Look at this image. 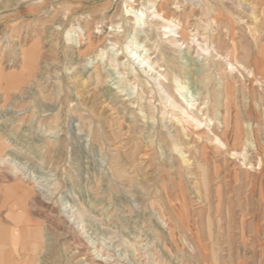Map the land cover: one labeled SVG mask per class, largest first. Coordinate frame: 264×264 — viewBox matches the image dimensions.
I'll list each match as a JSON object with an SVG mask.
<instances>
[{
    "label": "rangeland",
    "instance_id": "374dc122",
    "mask_svg": "<svg viewBox=\"0 0 264 264\" xmlns=\"http://www.w3.org/2000/svg\"><path fill=\"white\" fill-rule=\"evenodd\" d=\"M128 1L0 0L5 264H264V82L248 73L264 71V0ZM129 4L150 16L137 33ZM153 11L174 37L184 30L179 47ZM145 54L159 74H144ZM164 73L197 98L210 89L208 108L219 79L235 82L239 118L254 130L242 155L210 156L204 178L182 160L173 136L199 159L206 117L198 129L179 120L165 99L184 101Z\"/></svg>",
    "mask_w": 264,
    "mask_h": 264
},
{
    "label": "bare ground",
    "instance_id": "6f19581e",
    "mask_svg": "<svg viewBox=\"0 0 264 264\" xmlns=\"http://www.w3.org/2000/svg\"><path fill=\"white\" fill-rule=\"evenodd\" d=\"M130 1L131 0H129L128 3H131ZM125 7H126L125 8L126 21L132 25L133 32L137 33L136 29H140L142 26L144 27L146 25L147 20L150 18V16L146 14L145 9L144 10L133 9L130 4L126 5ZM263 7H262V10L260 11V16L264 18V8ZM150 15H153L152 20H156V21L158 20L165 24L164 26L160 27L164 33V36L166 37L165 43L169 47H174V48L179 47L180 45H178V41H176L175 38H182L181 35L182 36L185 35L184 30L180 29L178 32L176 31V34H181V35L174 37L173 36L174 31L171 30L170 28H176V26H173L171 24V21L165 18L164 13L155 14V12L153 11L152 13H150ZM131 38H132L131 39L132 41L135 40L134 36H132ZM206 50H207V56H210L211 54V52H209L210 49H206ZM163 51L160 50L161 56H164ZM212 52L219 60H222L225 62L226 67L229 68V72L232 71L233 66L231 65L230 59H228L227 56L221 55L216 49L213 50ZM139 57H142L140 60L141 64L144 63V66H143L144 74H148V73H154L155 75L159 74V71L156 72V69H158V68H155L156 64L153 63L152 60H150L149 55H146V54L142 56L139 55ZM219 60L215 59L214 61L216 63ZM28 61H29V57H27L26 59V62ZM227 68L224 69L225 73H226ZM208 70L209 72H213V71L215 72V70L217 71L216 67L214 69L212 67L211 69L208 68ZM244 70L246 69L244 68ZM248 73L251 74V80L255 82H259V81L264 82V71L257 75L253 74L252 72H248ZM254 76L257 77V80L255 79L256 77ZM159 77L161 78L162 82L170 81L172 84H174L175 91L178 94V97L183 99L182 101H184L183 102L184 107H180V106L175 105L174 101H171L170 98L165 96L166 97L165 100L166 102H168V106L172 109V111L177 112L179 116V120L184 125L191 127L193 129H198L199 127L201 128V126H203V122H200L199 120H197L196 117L199 114H201L202 117H206L205 121L207 122V125H205L204 127H207V133L200 130V134L197 135L198 142H201V144H199L201 145L199 152L198 150H196L199 153V159H197L196 157H192L186 160L185 158H187L186 157L187 155L185 156V154L182 151H180V149L178 148L179 146L178 142H180V136L178 134H175L173 136L172 145H173L174 151L179 154V156L182 158L183 161H185V163H188L190 160H193L196 164L197 169L200 170L201 176L204 178L205 176V169H204L205 164L204 163L207 161V159H210V156L219 155V154H228V155H234V156L242 155L240 153L238 154L235 148H238L241 145L244 146V144L246 146L250 145V141L253 140L251 138H253L254 130H251V129L248 130L247 128L245 129L239 118L240 112L238 110L237 100L240 99L239 96L241 97V91L237 87L235 82L233 83L230 79H219V83L215 82L217 84L214 85L213 89L215 91L216 101L212 108H208L207 97H209L210 89L207 90L206 96L197 98L196 96L199 95V93L193 94L189 92L188 87H186V83H184V81L183 82L180 81V79H178L177 76L175 75L172 76L171 74V78L169 79L168 78L169 73L168 74L164 73V74H160ZM184 77L185 76H183V78ZM233 79H236V78H233ZM183 80H186V77ZM162 93L164 92L162 91ZM218 97H221L222 99L218 100ZM242 100L243 101L249 100L250 103L253 104L254 106L256 105V102H257L256 99L253 97L252 93L242 95ZM194 134L196 135V133ZM185 136L189 137V135H185ZM227 136H231L232 144L228 142ZM204 140L207 141V143H205ZM190 141H191L190 142L191 145L197 142L196 140L191 139V137H190ZM187 145H189V143H187ZM3 253H4L3 250L0 251V264H5L7 262V259L10 260V257H4Z\"/></svg>",
    "mask_w": 264,
    "mask_h": 264
}]
</instances>
